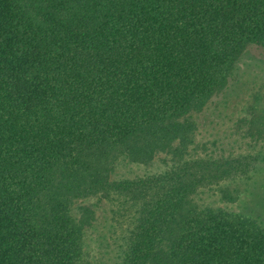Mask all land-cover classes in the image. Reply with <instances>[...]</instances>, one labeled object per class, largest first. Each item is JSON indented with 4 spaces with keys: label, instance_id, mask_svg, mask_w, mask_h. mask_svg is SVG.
Segmentation results:
<instances>
[{
    "label": "trees",
    "instance_id": "obj_1",
    "mask_svg": "<svg viewBox=\"0 0 264 264\" xmlns=\"http://www.w3.org/2000/svg\"><path fill=\"white\" fill-rule=\"evenodd\" d=\"M250 60L264 0H0V264H264L260 213L200 198L264 170L263 87L196 120Z\"/></svg>",
    "mask_w": 264,
    "mask_h": 264
},
{
    "label": "rangeland",
    "instance_id": "obj_2",
    "mask_svg": "<svg viewBox=\"0 0 264 264\" xmlns=\"http://www.w3.org/2000/svg\"><path fill=\"white\" fill-rule=\"evenodd\" d=\"M236 75L237 80L232 93L226 99V105L217 109L209 108L196 118L202 136L215 133L214 135L228 137V129L231 124H234L239 117L246 115V105L251 101L250 90L259 85L264 88V62L245 61L238 67ZM144 170L142 166L129 165L122 168L120 172L126 177H131L140 175ZM227 187L229 190H235L236 203L220 202L212 190L201 192L202 203L223 206L231 210L245 207L260 213V218L264 219V170L254 172L248 179L232 182ZM96 233L103 234L104 228L99 227ZM106 251L107 249L100 250L94 246L91 255L104 258L112 256Z\"/></svg>",
    "mask_w": 264,
    "mask_h": 264
}]
</instances>
